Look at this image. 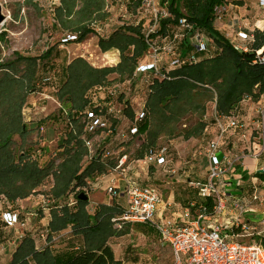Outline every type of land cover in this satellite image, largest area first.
I'll use <instances>...</instances> for the list:
<instances>
[{
	"label": "trees",
	"instance_id": "obj_1",
	"mask_svg": "<svg viewBox=\"0 0 264 264\" xmlns=\"http://www.w3.org/2000/svg\"><path fill=\"white\" fill-rule=\"evenodd\" d=\"M60 3L55 8V22L64 31L77 34L78 43L95 34L93 26L108 18L106 0H60ZM226 3L227 0H162L161 4L166 5L171 18L163 20L153 36L166 35L169 28L177 27L180 19L186 18L195 28L208 33L221 52L213 58L173 70L170 80L155 82L146 104L150 118L140 127V131L148 135L145 149L151 150L154 145L149 141L150 136L158 137V133L151 130L153 115L167 122L176 121L183 114L199 115V122L184 133V138L191 139L200 136L206 128L204 118L208 102H216L218 115L229 116L244 98L257 101L264 94V53L259 54L264 52V31L255 30L254 43L247 52L235 49L215 28V9ZM132 4L134 7L130 8L135 10L141 1ZM6 37L5 33L0 35L2 41ZM98 46L103 53L118 51L120 62L116 66L96 68L84 58H75L62 69V81L55 91L54 98L61 105L58 120L65 126H68L67 119L75 122L78 134L82 130L77 124L78 117L88 106L90 95L113 80L131 77L148 51L142 24L124 26L108 38H99ZM53 54V48L40 56H24L15 52L13 60L0 62V200L6 199L11 206L37 194L50 175L55 183L46 195L60 201L66 200L73 188L84 185L87 179L108 169L98 158L83 165L87 154L84 142L69 129L61 145L63 160L58 164L46 148H23L31 130L24 120V109L29 96L38 91L41 68L44 72L51 68ZM112 76L115 77L111 80ZM46 81L44 78V83ZM16 137L21 141L19 146ZM38 150H42L39 160L34 159ZM144 154L140 151L139 157H144ZM237 171L243 173L240 166ZM255 177L264 183L263 174L256 173ZM88 206L89 200H78L73 208L53 205L48 226L49 239L53 234L71 229L74 237H83L85 250L72 248L66 252H54L47 248L38 251L34 240L26 236L13 253L10 264H121L115 260L107 241L128 233L131 224H125V230L121 232L114 229L112 222L113 218L121 215L124 207L117 203L101 205L94 214H90ZM201 206L212 215L211 203L203 202ZM134 226H148L156 231L150 224ZM259 244L264 247V238L259 239Z\"/></svg>",
	"mask_w": 264,
	"mask_h": 264
},
{
	"label": "built area",
	"instance_id": "obj_2",
	"mask_svg": "<svg viewBox=\"0 0 264 264\" xmlns=\"http://www.w3.org/2000/svg\"><path fill=\"white\" fill-rule=\"evenodd\" d=\"M258 3L264 10V0H258ZM141 9L148 12L149 16L145 15L140 19H149L153 26L144 33L148 51L139 61L134 73L129 79L101 86L90 95L88 106L78 117L77 124L82 127L79 134L75 122L67 119L69 131L79 135L87 150L83 164L86 166L98 158L108 169L87 179L84 185L73 188L63 201L69 207L76 206L80 194H86L89 198L90 194L100 189V182H107L103 191L111 200L120 195L126 200L121 215L112 219L115 226L122 229L125 224H150L161 240L170 247L173 264H264V247L260 244L246 245L237 240L253 236L249 231L255 230V227L241 220L240 217L245 212L241 203L234 205L237 212L234 219L223 226L218 223L219 217L227 211L226 188L236 181L232 174L236 173L237 164L242 160L232 148H225L223 140L227 134L243 132L242 138L246 140V133L250 132L251 136L256 134L259 149L253 150L251 156L259 161L264 156V108H258L259 120L254 125L256 128L249 130V126H245L238 117L239 107L232 115L220 116L215 105L213 119L217 131L208 141L206 150L209 177L206 181L189 183L204 202L212 204V215L208 214L206 207L201 206L196 215L190 209L186 211L185 219L188 223L182 226L171 221L157 222L155 219L161 202L159 190L154 186L140 185L138 176L133 172L137 168H149L152 164L164 166L167 164L166 158L151 150H147L144 157H137L135 153L133 156V153L127 151V145L137 140L144 142L147 138L140 127L150 118L146 104L155 82L170 80L173 70L197 64L209 55H218L221 50L206 32L195 28L186 18H181L177 27L169 28L166 35L153 36L161 22L171 18L168 8L158 0H141ZM226 12L225 5L217 7L215 21H222ZM237 35L241 39H247L242 30ZM224 36L226 39L230 38L229 34ZM77 41L78 36L75 35H67L62 40L63 43ZM235 48L239 50V47ZM46 99L50 100L51 97ZM52 100L61 109V105L54 98ZM251 100L244 98L242 103ZM64 115L67 116L66 113ZM41 157L42 150H38L34 159L39 160ZM260 170L264 175V166ZM228 175L232 178L225 180ZM52 177L50 178L54 182ZM119 181L124 185L122 193L117 192L116 184ZM258 200L259 192L255 189L253 201ZM4 201L7 202L6 199ZM45 202L47 208H50V204L54 205L59 201L47 198ZM94 206L97 207L96 204ZM4 218L9 227L16 228L18 225L22 230L26 228V223L20 222L16 212L9 211ZM260 223L264 225V220ZM235 229L240 232L236 233ZM49 234V230L43 231L42 239L46 240ZM57 240L54 238L52 241Z\"/></svg>",
	"mask_w": 264,
	"mask_h": 264
},
{
	"label": "rangeland",
	"instance_id": "obj_3",
	"mask_svg": "<svg viewBox=\"0 0 264 264\" xmlns=\"http://www.w3.org/2000/svg\"><path fill=\"white\" fill-rule=\"evenodd\" d=\"M140 1L141 0H106V12L108 13V18L93 26L95 34L90 35L83 43H63L62 40L67 35H78L64 31L63 28L55 22V8L60 6V0H0L3 14L6 17V20L0 26V35L5 33L7 36L5 41L0 39V62L13 60L15 58L13 55L15 52L24 56H40L48 49L53 48L54 54L50 60V64H52L50 65L51 68L46 69L45 72L41 68L39 72L40 80L38 82V91L32 94V98L39 99L41 96H39L38 93L41 91V88L46 87V94L53 98V95H55V91L59 86L57 76L61 73L58 72L60 67H58L57 64H60L61 59H66L71 55L72 57L78 56V58H84L90 64L92 63V66H101L100 68L116 66L115 63L108 64V61L106 60L107 54L103 53L98 47L99 38H108L111 34L124 26H137L142 24L143 33L153 26L149 22V19H140L142 16H149L148 12H144L141 9V4L140 6L135 7V10L131 9L134 7L132 3ZM246 1L249 3V9L251 8L253 13L258 12L263 16L264 10L259 6L258 0ZM158 2H162V0H158ZM239 3V0H227V4L237 5ZM206 34L209 35L208 33ZM61 46H67L68 49ZM115 51L116 50H112L109 52H114L113 54H115ZM116 54H119L120 56L118 51H116ZM215 56L217 55L214 53L213 56L209 55L207 58H213ZM114 77L115 76H112L111 80ZM44 78H48L45 83ZM127 79L124 78L123 81ZM115 82L113 80L111 85ZM52 98L50 100L45 98V102H49V107L35 115V118L37 119V121L34 122L35 125H32L33 122L28 123L31 130L24 142L23 148L26 149L30 146L34 149L37 146L46 148V151L56 159V164H58L63 160V149L61 145L65 140V133L68 130V126H65L60 120H58L60 119L57 117L59 114L58 106ZM54 99L56 100V98ZM215 105V101H210L206 104L204 118L206 128L200 136L191 139L184 138V133L188 129L193 128L199 122V115H196L195 113L179 115L178 119L172 122H167V120L160 116H152L151 130L156 131L158 137H149V141L154 142V145L152 147L150 146L151 151L167 155L170 160V164L167 168L168 171H171L170 173L167 172V176H171L169 178L170 181L179 179L185 182L187 181L186 183L189 184L190 181H206L208 179L209 169L206 150L208 141L216 135V133L212 131V128L215 131V127H213ZM258 120L259 117L257 115L255 119L248 122V125H250L249 130H254V128H256L254 125H257ZM39 122H41V129L38 125ZM254 138H257L256 134H253L251 137V142L247 140V142L238 143V149L234 150L237 155H252L254 153L253 150L246 149V144L255 142ZM16 141L18 143L17 146H19L21 141L18 137H16ZM147 144V138L144 142L140 140L134 141L127 145V151L133 153V156L134 153H137L139 157L140 151L146 153L147 149H145L144 146ZM225 148L227 149L231 147L226 145ZM263 159L264 156L259 158L260 164L264 161ZM49 160L50 159L48 158L47 162ZM242 162L243 158L238 162L237 166L243 168V165H241ZM246 171L248 173L251 172L249 179L239 178L241 174L236 172L237 177L235 176L236 181L233 185H236L238 188L234 187L231 192L233 195H240L243 191V195L237 197V199L245 200L241 201L245 210L244 214L240 217L243 222H246L247 217L245 214H248V211H254V214L258 215L259 221H251L249 223L251 227H255V230L251 229L249 231L253 236L240 237L237 239L243 244L254 245L259 244V239H262L264 236V225L260 223L261 220H264V183H261V180H252L254 174L253 169L248 168ZM50 177L52 176L50 175L44 182V185L40 188L41 193L43 194L42 198L39 196L38 192L29 197L32 198L31 205L27 207L23 205L25 208L21 209L18 203L19 201H17L14 206H12L15 209H18V211L16 210V213L19 214L20 222L23 221L26 223V228L24 229L26 230L25 237L28 236L34 240L36 250L38 251H44L47 248L50 249L51 246L54 247V249H52L54 252H66L72 248H78L75 250H85L86 244L83 237H68L70 235L72 236V233L61 235L55 242L52 240L58 234H53L52 238L49 239L48 237L46 240H43L41 237L43 231L49 230L48 226L50 222L48 224L46 223L47 225L45 226H43V224L46 222L44 220L45 217L50 218V216H46V214H51L52 208H42L41 206H43L44 202L49 198L46 194L50 192L55 183V181L52 182ZM52 178L54 180V177ZM230 178H232V176L228 175L225 177V180ZM255 189L259 192L258 201H253ZM102 194L103 193L101 192H97L90 195V198H88L89 206L87 210L90 214L96 212L91 208V206L93 207L95 204V196L100 198L102 197ZM4 200V198H1L0 201ZM54 205L66 204L61 199L59 202L54 203ZM50 206H53V204H50ZM98 208L99 207L97 206V209ZM8 209V206H5L4 211H0V213H2L0 215V264H10L13 253L17 249L19 243L25 238L23 235L20 237L17 233L18 231H22L21 227H18V225L16 226V229L9 227L8 224H6V221H4L5 214L11 211ZM232 209L234 210L233 206ZM194 211L193 214L196 215V207L194 208ZM228 211L227 206V212ZM230 211H232L231 208ZM234 212L237 215L235 210ZM230 217V214L221 215L219 217V225L223 226L225 224L224 219L228 220ZM210 220L211 219H209L208 222H210ZM113 225L114 229L121 230V232L125 230V227L123 229H118L115 224ZM235 232L238 233L240 231L235 229ZM260 233L261 235H259ZM107 245L111 248L115 260L121 264H173L170 247L161 240L156 231L150 229L148 226L141 227L131 225L128 233L110 238L107 241Z\"/></svg>",
	"mask_w": 264,
	"mask_h": 264
},
{
	"label": "crops",
	"instance_id": "obj_4",
	"mask_svg": "<svg viewBox=\"0 0 264 264\" xmlns=\"http://www.w3.org/2000/svg\"><path fill=\"white\" fill-rule=\"evenodd\" d=\"M239 1H240V3L237 5L226 3L225 6L227 9V12L224 15V18L222 21H215V28L223 35L229 34L230 38L228 40L230 41V43L234 47H239V51L247 52L249 50L250 46L254 43V32H255V30L264 31V14H263V16H261V14L258 12L253 13L251 8L249 9L250 5L246 0H239ZM240 30H242V32L247 35V39H241L238 37L237 34ZM252 37H253V39L251 40ZM67 46H65V47L61 46V47L68 49ZM262 52L263 51H261L260 54H262ZM113 53L114 52H108L106 54H109V56H111L114 59L115 65H117L120 62V56H119V54H116V51H115V54H113ZM75 58H78V56L72 57L70 55L66 59H63V60L61 59L60 64H57V66L60 67L58 72L61 73L62 69L65 66L69 65ZM50 65H52V64H50ZM95 66L96 65H94V67ZM96 67L100 68L101 66H96ZM48 78H47V80H48ZM49 81H50V79H49ZM61 81H62V78H61V74H60L59 76H57V82L59 85H60ZM46 90H47L46 87L41 88V91L38 93L39 96H41V97L39 99L37 98L38 101L36 98H32L33 95L29 96L28 101H27V105L24 109L25 110L24 120L26 123L33 122L32 125H35L34 122L37 121V119L35 118V115L38 114L40 111H44V109L49 107V102H45V98L47 96L50 97L49 95L46 94ZM54 97H55V95H53V98ZM258 108H264V94H262L257 101L251 100V101H246L243 103L241 102V104L239 105V111L237 113L240 121L245 126L250 127V125H248L249 124L248 122L249 121L251 122L253 119H255L257 117L256 113H257ZM213 122H214V120H213ZM213 127H215V126L213 125ZM212 131L216 133V127H215V131L213 128H212ZM207 133H208V131H207ZM242 133L243 132H238L237 134H234V135L227 134L223 140V145L224 146L228 145V147H231L233 150H235V149L237 150L238 149V147H237L238 143L240 144V143L247 142L246 139L242 138ZM144 134H146V133H144ZM246 134L248 135V141L251 142L252 136L250 135V132H248ZM147 139H148V135H147ZM254 140H255V142L246 144L247 145L246 149H249V150L259 149L258 140L255 138H254ZM227 149H229V148H227ZM135 155L138 157L137 153H135ZM164 157L166 158V161H167L166 165L158 166L156 164H152L151 166H149V168H141V169L137 168L133 173L138 176L137 180H138L139 184L154 186L159 190L161 202L157 207V211H156V215H155L156 221L157 222L158 221H171L172 223H175L177 226H182V225H185L186 223H188V221L185 219L186 211L189 209L194 211L195 207L197 208V211H198V209L203 204L204 200L202 201V199L198 195L197 190L195 188L191 187L189 184H187L186 183L187 181L185 182V181H182L179 179H174L172 181L169 180V178L171 176H169V175L167 176V172L170 173L171 171L170 170L168 171L167 168H168V165L170 164V160L168 159L167 155H164ZM240 157L243 158V168H241L243 173L241 174L238 171H236L239 174H241L240 177H239V175H238V177L242 178V179H249L250 178L249 175L251 172L248 173L246 171L249 168V169H253V171H254L252 180L260 181L258 178L255 177V174L258 173L260 171V169L264 166V161H262V163L260 164V161H256L255 159H253L251 157V155L244 156L242 154V155H240ZM232 176L234 178H235V176L237 177L236 173H234ZM235 180H236V178H235ZM190 182H192V181H190ZM100 183H101V184H99L100 189L96 190L92 193V194L97 193V192L103 193L102 197H100V198H97V196H95L96 197L95 204L98 207L101 205L111 206L113 203L120 204L122 207H124L126 205V200L122 195H120L115 200H111L108 197V195L103 191V189L106 188L105 183H107V182H103V183L100 182ZM261 183H263V182H261ZM116 186H117V190L120 193H122V190L124 188L123 182L119 181L116 184ZM234 187L238 188L236 185H231V186H228L226 188L227 189L226 193L228 194L227 206H228L229 211L228 212L226 211V213L224 215L230 214L231 217L228 218V220L224 219L225 224L230 222L236 216L234 210L232 209V206L234 207V205L236 203H241V201H245L244 199L243 200H240L239 198L237 199V197H239V196L241 197L243 195V191L240 195H233L231 190H233ZM38 194L42 198L43 194L41 193V189H39ZM92 194H90V195H92ZM89 198H90V196H89ZM31 199L32 198L19 201L18 203H19L20 208L21 209L25 208L23 205H25L26 207L31 205ZM5 206L6 207L8 206V208L11 209L10 212H12V213L16 212V210L18 211V209H15L14 207L8 205L7 202L0 201V211H2V210L4 211ZM41 207L46 208L47 207L46 202H44L43 206H41ZM91 208L94 209V211L97 210V207H95V206H93V207L91 206ZM230 208L232 211H230ZM254 213H255L254 211L253 212L248 211V214H245V216L247 217V219H246L247 223H250L251 221H259L258 215H255ZM1 214L2 213H0V215ZM46 216H50V218L45 217L44 220L46 222H45V224H43V226L47 225L51 220V214L50 213L49 214L47 213ZM17 231H18V229H17ZM25 231L26 230L18 231L17 233L19 234L20 237H22V235H23V237H25V235H26ZM71 233H72L71 229H68V230L62 232V234L61 233L58 234L54 238L58 239L61 235L71 234ZM259 235H261V233ZM68 237L74 238L73 234H72V236L70 235ZM263 238H264V236H263ZM50 249L52 250V249H54V247L51 246Z\"/></svg>",
	"mask_w": 264,
	"mask_h": 264
},
{
	"label": "water",
	"instance_id": "obj_5",
	"mask_svg": "<svg viewBox=\"0 0 264 264\" xmlns=\"http://www.w3.org/2000/svg\"><path fill=\"white\" fill-rule=\"evenodd\" d=\"M5 20H6V17L4 16L3 11H2V7H1V5H0V26L4 23ZM263 53H264V52H262V54H263ZM262 54H261V55H262ZM258 173L262 174V171L260 170ZM78 199H79L80 201L85 202V201H88V196H87L86 194H80V195L78 196Z\"/></svg>",
	"mask_w": 264,
	"mask_h": 264
},
{
	"label": "bare ground",
	"instance_id": "obj_6",
	"mask_svg": "<svg viewBox=\"0 0 264 264\" xmlns=\"http://www.w3.org/2000/svg\"><path fill=\"white\" fill-rule=\"evenodd\" d=\"M106 60L108 61V64H114L115 63L114 59L111 56H109L108 54L106 55Z\"/></svg>",
	"mask_w": 264,
	"mask_h": 264
}]
</instances>
